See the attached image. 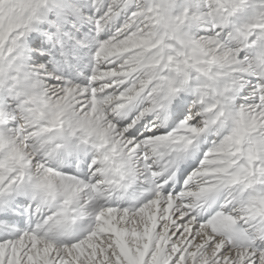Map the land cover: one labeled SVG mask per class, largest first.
Here are the masks:
<instances>
[{"label":"snow or ice","instance_id":"1","mask_svg":"<svg viewBox=\"0 0 264 264\" xmlns=\"http://www.w3.org/2000/svg\"><path fill=\"white\" fill-rule=\"evenodd\" d=\"M0 264H264V0H0Z\"/></svg>","mask_w":264,"mask_h":264}]
</instances>
